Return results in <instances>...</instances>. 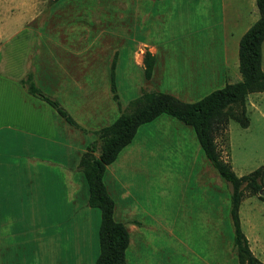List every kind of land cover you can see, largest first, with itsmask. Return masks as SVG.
Here are the masks:
<instances>
[{
    "label": "crops",
    "instance_id": "obj_1",
    "mask_svg": "<svg viewBox=\"0 0 264 264\" xmlns=\"http://www.w3.org/2000/svg\"><path fill=\"white\" fill-rule=\"evenodd\" d=\"M131 1L138 44L135 61L144 71V53L149 50L156 56L153 75L150 80L145 78L141 90L147 87L168 91L161 86L166 85L188 96L196 88L215 87L221 73L224 86L234 79L236 82L240 40L260 16L257 0ZM168 4L172 5L166 7ZM66 6L73 21L68 26H84L86 34L77 39L43 37L41 12L33 7L27 10V21H23L22 7H0V264H95L100 254L101 210L88 204L89 188L79 163L88 146L96 141V131L114 122L121 109L111 90L113 65L107 67L100 52L78 45L89 35L87 27L98 24L101 28V19L107 21L109 11L95 7L98 9L94 8L93 14L100 21L91 23L92 16L87 17L85 11L94 5L81 12L73 9L79 7L75 3L68 2ZM219 12L215 22L213 17ZM174 16L181 25L199 19L222 27L221 69L207 58L195 62L190 75L184 74L182 81L172 78L174 64L164 55L163 46L170 41L168 29ZM232 71L236 78H232ZM28 74L38 88L60 102L79 127L68 123L46 100L29 92L22 83ZM167 79L172 82L167 84ZM173 127L168 128L169 134L173 132L185 141L193 139L190 131ZM128 146L120 152H124L125 159L134 154ZM176 153L177 157L184 155L179 150ZM119 156L107 166L104 180L114 199V217L125 223L130 233L127 264H165L156 257L163 244L156 243L155 232H173L158 219L162 213L152 214L148 204L153 202L147 191L133 186L123 174L154 167L124 165L117 172L115 162ZM209 162L200 168V182L205 187L215 183L219 189L218 175L208 178L204 174ZM233 246L228 248L231 257L227 256L222 264L236 263ZM183 248L193 250L188 245Z\"/></svg>",
    "mask_w": 264,
    "mask_h": 264
},
{
    "label": "rangeland",
    "instance_id": "obj_2",
    "mask_svg": "<svg viewBox=\"0 0 264 264\" xmlns=\"http://www.w3.org/2000/svg\"><path fill=\"white\" fill-rule=\"evenodd\" d=\"M166 1L170 3V0ZM166 1L164 3H167ZM184 1L193 3L197 0ZM68 2L78 5L79 7L73 9L80 12L85 11L86 6L94 5L85 11L87 17L92 16L91 23L100 21L98 20L100 17L93 14L95 7H106L109 11V14H106L109 24L105 19H101V28L98 24L87 27L90 30L89 35L81 41L85 42L78 46L90 47L91 51L100 52L101 59L106 58L107 67L109 64H115L111 76L114 72L117 92L122 104L126 105L140 94L141 86L145 84L143 68L135 61L138 44L133 28L131 0H0V7L16 9L22 7L21 9H24L22 15L24 13L25 17L23 21L29 20L27 10L33 7L36 12H41L43 22L40 32L43 37H53L58 40L77 39L84 33V26L83 23L68 26V23H73L69 14L70 8L66 6ZM170 5L172 4L166 7ZM1 14L3 16V12ZM94 17L97 18L96 21ZM217 17H220V12L214 15L215 22ZM74 20L83 21V19ZM210 23L196 19L193 22L188 21L187 27H184L186 25L177 22L175 16L170 19L168 29L170 41L163 46V50L164 55L174 64L173 79L182 81L184 74L190 75L192 70L190 67L197 64L195 62L205 61L207 58L210 63H216L218 68H222L223 30L220 25L211 26ZM113 54L116 55L115 59ZM262 67L264 69V43ZM237 71L236 81L241 80V73L239 69ZM223 77L221 73L215 87L196 88L188 96L180 90L175 91L169 86H161L168 90L164 92L171 93L184 101L193 102L213 90L222 88ZM233 77L236 78L232 71ZM234 80L230 82H235ZM171 82L170 79L166 80L167 84ZM243 117L246 125L231 119L226 128L217 134L216 142L223 159L231 164L239 176L259 171L260 189L255 192L246 183L243 185L239 216L251 250L264 261V90L248 94ZM164 120L171 124L162 122ZM157 122L166 127L159 126ZM167 126H170L168 127L170 129L176 126L182 131H190L193 139L185 141L179 135L176 138L173 132L169 134L170 129ZM128 147H131L134 154L128 159L124 158V152L120 154L115 162L117 172L120 166L124 165L154 167L131 169L123 174L134 183L133 186H141L147 191V197L153 202L148 204L152 214L162 213L163 218L161 214L158 219L173 232V235H167L160 234L158 229L156 230V243L163 244L162 248L156 251V257L165 264H222L227 256L231 257L228 248L233 245L234 240L230 215L232 186L219 175L211 162H209V170H205L204 174L208 175V178L211 175H218L219 189L215 187V183L211 187L201 184L200 168L208 159L192 127L173 116L163 114L153 123L142 124ZM177 150L182 151L184 155L177 157ZM183 245H188L193 250L186 251ZM234 257L235 264H239L235 250Z\"/></svg>",
    "mask_w": 264,
    "mask_h": 264
},
{
    "label": "trees",
    "instance_id": "obj_3",
    "mask_svg": "<svg viewBox=\"0 0 264 264\" xmlns=\"http://www.w3.org/2000/svg\"><path fill=\"white\" fill-rule=\"evenodd\" d=\"M260 16L245 32L239 44V69L242 79L227 83L203 98L188 102L154 88H142L141 93L123 107L112 72L111 90L121 109L118 118L96 131L97 139L82 154L79 168L89 188L88 204L101 210L99 230L100 254L95 264H127L126 251L130 233L125 223L114 217L115 203L105 180L106 168L135 138L138 128L162 114H168L191 126L206 157L219 175L232 186L230 215L234 228V250L240 264H264L251 250L249 240L241 227L239 208L243 199V185L253 191L260 189L259 171L239 176L231 164L223 159L216 142L217 134L231 119L246 125L243 115L249 93L264 90L262 67L264 43V0H257ZM156 56L147 50L144 55V76L150 80ZM115 64L112 69L114 70ZM22 83L30 93L46 100L70 124L79 127L69 112L56 99L46 95L28 74ZM239 110V111H238ZM100 143V146H98ZM98 153V154H97Z\"/></svg>",
    "mask_w": 264,
    "mask_h": 264
}]
</instances>
